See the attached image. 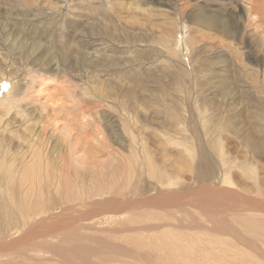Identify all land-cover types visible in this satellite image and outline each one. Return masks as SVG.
Segmentation results:
<instances>
[{
  "label": "rangeland",
  "instance_id": "rangeland-1",
  "mask_svg": "<svg viewBox=\"0 0 264 264\" xmlns=\"http://www.w3.org/2000/svg\"><path fill=\"white\" fill-rule=\"evenodd\" d=\"M179 3L186 7L181 12ZM225 7L242 16L239 28L233 24L228 33L224 26L217 30L200 26L199 15H218ZM249 8L248 0H0V78L6 77L14 89L13 96L0 103V139L8 158H20L16 162V177L26 169L25 162L36 151L43 158L42 182L45 180L47 199L62 203L56 186H65L74 177L84 187L90 186L92 201L103 199L95 196L94 186L102 179L113 183L107 175L116 161L109 150L99 147L97 140L105 137L114 149L129 155L130 141L125 132L128 122H123L127 116L137 121L136 134L144 139L156 165L163 171L167 169L166 176L178 182L170 189H182L184 197L188 196L181 201L183 206L176 208L181 212L171 215L172 219L198 216L207 230L213 214L209 205L197 206L199 211H194L186 201L195 196L205 195L206 200H214L212 212L227 223L233 217L232 210H238L244 205L241 201H246L234 200L236 195L243 194L264 204V24L256 16L253 24L248 22ZM182 40L186 46L179 48ZM176 115L179 119L175 120ZM215 126H219L218 133L211 134ZM31 131L35 133L32 136ZM112 135L119 139L115 142ZM179 137L186 139L192 156L168 143ZM202 153L214 169L212 180L205 176L210 171L203 172L204 165H200ZM63 156L69 159L67 171L62 168ZM221 161L227 162V167ZM44 168L50 177L44 176ZM135 168L143 171L140 165ZM2 169L0 158V174ZM225 177L231 185L229 181L221 182ZM48 178L52 180L47 181ZM151 180L145 179V183H152L150 188L155 189V181ZM13 181L14 185L22 183L19 179ZM134 181L133 184L138 178ZM130 188L118 197L130 200ZM164 188L168 190L169 186ZM28 190L25 184L24 191ZM151 194L156 195L155 190ZM158 212L151 209L150 214L143 215L137 211V225H159L160 219L155 216ZM57 213L60 209L46 217ZM134 214L130 212L128 217ZM34 222L12 232L6 241L23 240ZM122 224V220L116 221L107 226L108 231L95 227L87 233L126 249L131 257L126 258L125 254L118 258L122 264H140L136 251L111 237ZM204 233H199L201 241L209 239ZM239 234L246 241L256 240L257 246L252 243L250 251L232 234L217 237H228L233 245L244 246L245 260L241 259L239 264H264L260 244L264 237L252 238L241 231ZM47 241L61 245L58 237ZM230 243L226 247L235 250ZM208 245L201 244L203 248ZM29 254L26 261L25 255L0 258V264H62L51 254ZM140 254L144 257L146 252ZM253 254L256 259L249 258ZM92 260L97 264L111 263ZM228 262L233 263L230 259Z\"/></svg>",
  "mask_w": 264,
  "mask_h": 264
},
{
  "label": "bare ground",
  "instance_id": "bare-ground-1",
  "mask_svg": "<svg viewBox=\"0 0 264 264\" xmlns=\"http://www.w3.org/2000/svg\"><path fill=\"white\" fill-rule=\"evenodd\" d=\"M248 3L250 5V8L248 9V11H246L248 22L253 24V22L255 21L253 20V17L256 16L260 21V23L264 24V0H248ZM178 7H179V11L180 10L183 11L186 8L183 3H179ZM220 10L221 11L219 12V14L214 16L199 15L197 17V20L200 26L204 28H210V26H212L211 28H215L216 30L217 28L224 26V29L228 33L229 31L233 30V24H236L235 26H237L238 28L240 27L241 24L239 20L242 18V16H239V14L236 11L227 7L221 8ZM220 20L224 22L222 23ZM179 45H180L179 48L186 46V41L184 40L180 41ZM9 82L10 81L6 77L1 76L0 78L1 104H4L14 94L13 86ZM180 82L182 83V81ZM203 116H205V113ZM173 117L175 120L179 119L177 118V115ZM123 122L124 125L126 124V122H128V126L126 128L124 127L126 130L125 129L124 130L125 132L126 131L128 132V137L130 141V144L128 146L130 148L129 155H124L120 152V150L114 149L111 145V142H109L110 144L106 142L105 137H103L102 140L100 139L97 140L98 145H100L99 147H103L102 149H107V151L109 150L113 156V160L116 161V165H113L114 168L111 170L110 173L108 172L109 174L107 175L108 177H111L113 179V183L108 182V180L106 179H102L94 186L95 196L103 197V199L98 201L91 200V198L93 197L91 195L92 194L91 192H93V190L92 189L88 190L90 186L89 188H87L86 186L84 187L82 183H80L81 181L78 180L77 177H74V179L68 182H66L65 179L64 181V183L66 182L65 186L56 184L58 185L56 186L57 188L56 193L59 196H61V200H63L62 203L56 201L58 199L55 198L47 199L48 197L46 198L44 193V189H46V187L43 189V182L45 180L42 182L43 166H41V163L43 158L39 154H37L38 152L33 151L30 159L25 162L26 169L18 177H16V174L17 175L19 174L16 162L19 161L20 158L18 157L8 158L7 157L8 153L3 149V145H4L3 141L2 139H0V158L3 167L0 174L1 175L0 176V241H2L0 243V258L9 257L13 255L16 256L18 255L21 257L25 255L24 260L26 261L27 260L26 257L28 256L29 253L40 254V255H45L47 253L48 255L51 254L52 256L58 258V260L62 262V264L63 263L97 264L92 260V258H96V260H100L101 263L113 262V264H122L121 260L119 261L117 260L118 258H121L125 254H126V258L131 257V255L128 253L126 249L120 248L113 241H110L108 239L102 240L99 239V237H97L98 239H96L93 238L92 235L87 233L88 231L92 230L95 227L98 228L102 227L101 230L108 231L109 228L107 226L109 225L111 226L112 223L122 220L123 222L121 226L122 228L119 227L118 225L120 229L117 230L116 234H113V236L111 237H113V240L117 239L120 243L129 245L132 251H136L137 253L136 258L139 260L140 264H229L228 262L229 259L230 261L233 262L230 264L241 263L240 260L243 259L242 256L244 255L242 254V251L245 252L244 246L243 247L240 246L239 248L238 246L239 244L233 245V242L230 243L228 237L227 239L226 238L221 239L223 237L219 238L217 236L219 234H223L225 236H229V235L231 236L232 234L234 236L232 237L236 238L237 241L244 244L248 249L249 247L251 248L252 247L251 244L253 242L244 240L241 237L242 235L239 236L240 235L239 233L240 231L246 234L248 233L252 238L254 236H255L254 238H258V236L264 237V204H261L260 203L261 201L253 202L252 200L248 199L246 195L243 194L236 195V199L234 200H246V201L249 200V201L248 202L241 201L242 204L244 205L239 204L240 207L238 210H236V208L232 210V213H234L233 217H231V222L227 223V221L225 222L223 220V217H220L219 215H216L215 213L212 212L214 211L211 208L214 205L213 204L214 200H206L205 198L207 196L205 197V195L199 196V198H196L197 196H195L194 200H187L186 201L187 204H190L195 209L194 211L197 212L199 211L197 209L198 208L197 206L209 205L210 212L213 214L212 221L209 219V223L211 224V226L207 230L204 229L203 225L200 223L201 219L198 220L199 219L198 216L195 217L193 215H189L190 217L189 219L176 218V217L172 219L171 215L174 216L175 213L181 212L178 211L176 208L178 206L180 207L183 206L181 201L187 198L188 196L186 195L184 197V193L182 189L181 190H175L174 188L170 189V186H175L176 184H178V182L172 180L171 177L166 176L167 174L166 168H165L166 170L163 171L162 169L159 168L160 167L159 165H156V163L153 160L152 153L150 152L151 150L149 151L146 144L143 142L144 139L143 138L140 139V134H136L135 130L137 129L136 127L134 129V125L135 126L137 125L136 124L137 121L132 120L131 118L126 116V118L123 119ZM204 127L207 126L204 125ZM218 130H219V126H215V128L211 130L212 131L211 134L218 133ZM32 132L33 131H31V133ZM177 132L179 133V131ZM181 132L182 131H180V133ZM186 132L188 131L186 130ZM33 133L31 134V136L33 135ZM185 135L187 136L188 134L185 133ZM185 135L183 134V137H186ZM97 136L102 137L101 134L100 135L98 134ZM111 137L114 140L119 139L118 137L113 135ZM215 137L218 138V135L216 134ZM139 142H141V144ZM185 142H186L185 138L184 140H182L181 138L180 139L174 138L169 140L168 143L175 144L176 146L179 147V149L182 148L184 152L192 156L193 154L191 148L187 146L188 143ZM203 155L199 160L200 165L201 167L202 164L204 165L205 169L203 172L210 171L209 173L205 174V176L206 178H208V180H212L211 176H214V169L211 170L210 168L211 161H209V158H206V155L204 156ZM164 156L165 155H163V157ZM220 156L222 157V155ZM61 161H63V163H61L62 168L67 171L70 165L69 159L63 156ZM88 161H89L88 159L87 161L84 160V163L85 162L87 163ZM157 163L159 164V161ZM222 164L224 165V167H227V162H222ZM136 165H140V168L142 166L143 169L141 170L143 171L141 173L137 170V168H135ZM200 165L198 167H200ZM102 167L104 166L102 165ZM107 167L108 166H105L104 168L107 169ZM48 169L50 171L52 167ZM169 170L170 169H168V171ZM181 170L182 169L180 167L179 171ZM200 172H202V170H200ZM224 172L226 173L228 172L227 168ZM211 173L213 175H211ZM100 174L102 175V172ZM143 174L147 175V176L145 175L146 180L150 181V179H152L153 181H155L154 182L155 189L150 188V185L152 183L150 185L148 183L147 184L145 183ZM101 175L100 178L103 177ZM194 175H195L194 178H196L197 180L199 177V171L195 172ZM44 176H46V170ZM137 178L139 182L137 181L136 183L133 184L134 179ZM14 179L15 181L19 179L20 181H22V183L20 185H14V181H13ZM49 179L51 178H48L47 181H49ZM97 179L99 180V178ZM141 181L144 183L140 184ZM228 181L229 180L226 177L225 179L221 180L222 183H227ZM82 182H84L83 179ZM25 184L29 186L28 192L24 191ZM50 184L52 183H49V185ZM130 184L131 185L133 184L131 188H130ZM228 184L231 185L232 183L229 181ZM60 186L61 188H59ZM165 186H169V189L164 190ZM156 187L158 188L156 189ZM129 188L131 189L128 193L130 195L129 196L130 200H122L124 198L121 199L118 197V196H124L125 195L124 191ZM39 189L41 190V192H37V190ZM49 189L52 188L49 187ZM153 190H155L156 195H153L154 193L151 194ZM193 194L195 195V193ZM180 196L182 197L180 198ZM33 198L35 199V201H33ZM89 200H91L92 202H90ZM221 204L224 205V207H226V204L220 203L219 205ZM215 206L216 205H214V207ZM59 209H60V213L54 214L50 217L49 216L46 217V215L48 214L50 215V212H54L56 210L58 211ZM151 209H155L161 212L155 214L156 217L158 216L161 223L159 225H151V224L137 225L140 222L139 213H137V211L139 212L141 211V214L144 215V214H150L149 211ZM223 210L225 211V209ZM130 212L133 214L135 213L133 217H128ZM259 213L260 215H258ZM38 217L39 219H37ZM209 217L211 216L209 215ZM32 220L35 222L33 225H31L32 226L31 229L29 228L30 229V231H28L29 233H26L27 235H24L25 237L23 240L20 239L19 242L18 240L10 241V242L6 241V238H8L12 234V232L13 233L18 232L21 228L30 226ZM237 228L238 230H240L239 232ZM201 230L205 232L204 234L207 233L206 235L209 236V239H206L204 241H201L199 239L198 236ZM150 232H153V234L156 236H153V234L150 235ZM249 235L247 236V238H249L250 240L251 238L249 237ZM57 237L61 239V245L58 246L52 245L49 241H47L48 238L49 240L51 239L53 240L54 238L57 239ZM203 243H205V245L206 243L207 245L209 244L207 248H203L202 247L203 245L201 246V244ZM227 243H230V245L232 244L231 246L235 250L230 249V246L229 248L226 247V245L228 246ZM254 243H256L257 246L256 240L254 241ZM260 244L262 246V250H264V240L262 241L260 240ZM249 250L251 251V249ZM140 251H145L146 255L142 257ZM262 256L264 257V254H262ZM250 257L255 259L257 258L254 256V254L250 255L249 258Z\"/></svg>",
  "mask_w": 264,
  "mask_h": 264
}]
</instances>
